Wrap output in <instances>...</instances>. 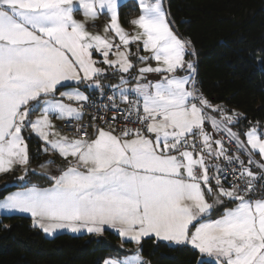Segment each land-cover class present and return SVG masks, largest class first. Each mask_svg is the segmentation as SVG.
<instances>
[{
	"label": "snow or ice",
	"instance_id": "1",
	"mask_svg": "<svg viewBox=\"0 0 264 264\" xmlns=\"http://www.w3.org/2000/svg\"><path fill=\"white\" fill-rule=\"evenodd\" d=\"M137 5L141 14L129 23L139 31L130 35L119 22L120 0H0V173L20 166L24 174L17 179L26 181L25 130L42 140L41 151L58 154L67 165L49 176L50 187L11 192L0 199V209L30 213L33 227L48 235L63 229L99 235L107 226L137 245L104 258L103 264H150L141 247L149 236L190 244L213 257V264H264V196L251 198L264 177V130L259 123L252 125L244 133L246 143L241 140L232 126L242 115L197 94L196 69L185 60L191 42L173 31L162 0H137ZM78 12L83 19L76 17ZM105 14L109 20L103 34L89 31V22L94 25ZM131 43L142 45L148 55H139L137 48L136 59L145 66L133 76L134 87H127L124 74L135 67L127 48ZM94 51L100 60L93 58ZM108 69L118 83L104 82ZM178 71L187 75L178 76ZM148 73L163 75L152 82ZM105 89L112 96L106 97ZM86 91L108 100L91 103L98 112L119 109L118 97L126 105L124 119L135 115L141 126H125L115 134L111 125L105 129L95 123L104 117L92 116L87 125L77 123L72 137L57 132L51 117L82 120L91 100ZM206 124L227 136L247 162L230 154ZM231 165L238 166V182L224 172ZM226 203L235 206L207 219Z\"/></svg>",
	"mask_w": 264,
	"mask_h": 264
},
{
	"label": "trees",
	"instance_id": "2",
	"mask_svg": "<svg viewBox=\"0 0 264 264\" xmlns=\"http://www.w3.org/2000/svg\"><path fill=\"white\" fill-rule=\"evenodd\" d=\"M165 5L176 31L191 42L202 94L212 104L242 115L232 126L241 140L252 125L264 127V0H165ZM138 12L134 0L122 2L119 8L126 26ZM113 79L112 73L107 74V80ZM25 136L30 166L49 159L66 166L58 154L41 151L43 143L36 135L25 130ZM17 177L16 171L0 176V199L22 186L52 183L49 176L31 169L27 182ZM136 247L111 229L98 236L68 232L46 236L33 227L28 215L0 214V264H103L104 258ZM141 247L150 264H213L188 244L174 245L150 236L143 238Z\"/></svg>",
	"mask_w": 264,
	"mask_h": 264
},
{
	"label": "rangeland",
	"instance_id": "3",
	"mask_svg": "<svg viewBox=\"0 0 264 264\" xmlns=\"http://www.w3.org/2000/svg\"><path fill=\"white\" fill-rule=\"evenodd\" d=\"M124 1H126V0H120L121 3L124 2ZM134 1L137 2V0H134ZM162 5H163V8H164V10H165V12H166V14H167L168 21H169L170 26L172 27L173 31H174V32L176 33V35H177L178 37H180L181 39H183V40H187L186 38L182 37V36L176 31V29L174 28V26H173V24H172V22H171V20H170V18H169V15H168V13H167V10H166L165 0H162ZM140 14H141V11H140V9H139V12H138L137 14L133 15V16L130 18V20L137 18ZM76 17H77L78 19H83L81 13H79V12L76 13ZM108 20H109L108 15H106V14H105V15H101V16L95 21V24H94V25H93L91 22H89L88 30H89V31H93V32H99L100 34H103L104 26H105V24H107ZM119 22H120L121 26H122V27H123V28H124V29H125L130 35H134V34H136L137 31H139L138 28H136L135 26H133V25L130 24V23H129V26H126L125 24H123L122 21H121V19H120V16H119ZM107 35L110 36V37H112V36H114V33L109 32ZM187 41H188V40H187ZM115 43H117V44L120 43V41H119L118 38L115 39ZM132 46H135L133 51H132ZM138 47L141 49V50L139 51V53H138L139 55H148L147 52H144V51L142 50V45H138L137 43H131V44H129V45L127 46L128 50H130V53H131L129 58L132 60L133 64L135 65V67L132 69V71H131L130 74H124V75H125V78L128 79V82H129L128 85H127V87H134L136 81L133 79V76L137 74V69H139L140 67L145 66L144 63L139 62V61L136 59L137 48H138ZM120 50H121V51H125L126 49H124L123 47H121ZM113 51H115V49H114ZM93 58L96 59V60H100V59H101V56L99 55V53H96V52L94 51V52H93ZM114 58H115L114 55H110V56H109V59H114ZM185 60H186V61H192L193 64H194V67H195V69H196V57H195L194 50H193L191 44L188 45V54L185 56ZM147 63H148V64H151V66H153V67L156 66V62H155L154 60H149ZM98 66L107 69V65L99 64ZM109 73H110V74L112 73V70H111V69H108V70H107V74H109ZM176 74H177L178 76H184V75H187V73L184 72V71H178ZM118 75H119V74H117V76H118ZM162 75H163L162 73H148V74H146V76H147V81L155 82V81L159 80V79L161 78ZM112 76H113V74H112ZM115 79H116V80H115ZM115 79H113V80H107V79H106V80H105V83L116 84V83H118V79H117V78H115ZM194 79L196 80V77H195V76H194ZM147 81H144V82H147ZM75 86H76L75 84H71V85H70V87H75ZM80 87H81V90H82V91H85V89L83 88V86H80ZM189 87H191V86H189ZM195 87H196V89H197V94L202 93L201 90H200V87H199L197 81H196V85H195ZM65 90H66L65 88H59V89H58V92H59V91H65ZM85 94H88V91H86ZM213 105H215V104H213ZM31 115H32V118H33V119H34L35 117L39 116V115H40V111H39V109H38L37 111L33 112ZM51 119H52V122H53V124H54V126H55V130H56L57 132L61 133L62 135L68 134V133H65V132L61 129V123H62L61 120H58L55 116L51 117ZM205 128H206V126H205ZM261 129L264 130V127H261ZM206 130L208 131L207 128H206ZM29 132H30V130H29ZM24 135H25V132H24ZM34 135H35V134H34ZM25 138H26V136H25ZM262 138H264V137H262ZM215 139H219V138L217 137V138H215ZM243 140H244L245 143H246V138H245V136H244ZM41 141H42V140H41ZM26 142H27V139H26ZM27 143H28V142H27ZM42 143H43V142H42ZM49 152L51 153L52 151H49ZM52 153H54V152H52ZM254 158H255L256 160H258V161L261 160V157H260V155H259L258 152L254 153ZM262 162H264V161H262ZM42 164L45 165V168H43V169L41 168V165H42ZM55 165H56L57 167H58V166H62L61 164H58V163H55ZM49 166H50V165H47V161H45V162H43V163H41V164H39V165H37V166H33V167L30 166V165L28 164L27 167H28L29 169L33 170V171H41L42 173L44 172V174H46L47 176L56 175V173L52 172V170L50 169ZM37 168H39V169L37 170ZM258 169H259V168H258ZM259 170H260V169H259ZM15 171H16L18 177H19L20 175H23V174H24V173H23V168L20 167V166H15V167L13 168V170L8 171V172H15ZM6 173H7V172H6ZM51 173H52V174H51ZM3 174H5V173H0V176H2ZM224 186L227 187L226 185H224ZM23 189H24V188L21 187L20 189H17V190L15 189V190H13V191H11V192L20 191V190H23ZM11 192H10V193H11ZM10 193H8V194H10ZM8 194H7V195H8ZM7 195H6V196H7ZM261 197H262V196H261ZM261 197H255V198H252V199H257V198H261ZM1 199H3V198H1ZM16 212H17V213H16ZM2 213H3V214H2ZM14 213H16V214H23V215H29V216H30V214L19 213L18 211H14ZM14 213L9 212V211L4 210V209H0V214H1V215H4V214H14ZM58 231H60V230H58ZM68 233H69V232H68ZM54 235H55V234H53L52 236H54ZM47 236H48V235H47ZM208 257H209V256H208ZM209 258H211V257H209Z\"/></svg>",
	"mask_w": 264,
	"mask_h": 264
},
{
	"label": "built area",
	"instance_id": "4",
	"mask_svg": "<svg viewBox=\"0 0 264 264\" xmlns=\"http://www.w3.org/2000/svg\"><path fill=\"white\" fill-rule=\"evenodd\" d=\"M105 96L110 97L112 96V92L108 89L105 90ZM95 102L96 104H108L107 99H99V93H97L95 96L91 97L90 103L86 104L84 107V116L85 118L80 120V121H62L61 123V129L68 134L75 135L76 133V125L77 123L80 124H85L87 125L88 121L92 116H98V117H104L103 120L98 119L95 121V123L99 127H107L111 125L113 128L116 129V133H119V130L122 129L123 127H140L141 125L138 123L136 120L135 115L129 117L127 120L124 119V112L123 109L126 107V105L119 103V99L117 97V103L119 104V109H103L101 111H97L95 107L90 106L92 102ZM112 116H117L118 119H110ZM107 121V123H105ZM148 135L147 133H145ZM224 136V135H223ZM225 142L227 144V148H229L230 154H239L241 155L242 159H245V162H247V156L245 153H237L236 152V145L234 143L229 142L227 136H224ZM222 165L226 164V162L221 161L220 162ZM233 168H237V171L234 172L232 171ZM259 170V169H258ZM224 172L226 173L228 180L231 182H238V166L237 165H231V166H225L224 167ZM261 170L257 171L256 174L259 175ZM227 187L230 185L228 183H225ZM264 188V177H261L260 181L258 183H255V191L256 195L252 196L251 198L255 197H261L262 194V189Z\"/></svg>",
	"mask_w": 264,
	"mask_h": 264
},
{
	"label": "crops",
	"instance_id": "5",
	"mask_svg": "<svg viewBox=\"0 0 264 264\" xmlns=\"http://www.w3.org/2000/svg\"><path fill=\"white\" fill-rule=\"evenodd\" d=\"M88 95H89V93H88ZM85 118V116L83 115V118L82 119H84ZM62 122V121H61ZM105 129H107V127H104ZM208 129V132H210L211 134H212V136H213V138L215 139V138H219V139H223L224 140V142H225V138H224V136H223V134H221V133H217V132H215L212 128H211V126H209V128H207ZM93 131H94V129H93ZM115 134H118V133H115ZM66 136H69V137H72V136H74V135H71V134H65ZM225 146L227 147V144H226V142H225ZM247 156V155H246ZM71 159V158H70ZM73 163H75V161L73 160ZM67 166V165H66ZM65 166V167H66ZM50 167V169L52 170V172H54V173H56V175H59V170H58V167L55 165V164H53V165H50L49 166ZM256 169H255V168ZM39 168H37V170H38ZM251 170L254 172V173H256L257 171H259L258 170V168L255 166V165H252L251 166ZM213 171H214V169H213ZM36 172H38V173H41V174H44V172L42 173L41 171H36ZM52 174V173H51ZM46 175V174H45ZM32 185H35V184H30V185H26V186H22L23 188H26V187H31ZM37 187H41V188H46V187H50L51 186V184L50 185H47V186H38V185H36ZM21 187H19V188H17V189H20ZM16 189V190H17ZM211 202V201H210ZM235 205H234V203H230L229 204V206H227V207H234ZM227 207H225V208H227ZM225 208L220 212V213H215V215H213V212L207 217V219H216V218H218L222 213H223V211L225 210ZM9 212H12V213H14V211H9ZM19 212V211H18ZM17 213V212H16ZM19 213H24V212H19ZM3 214V213H2ZM26 214H30V213H26ZM29 216V215H28ZM30 217H31V214H30ZM32 218V217H31ZM106 229H110V228H108L107 226H105V230ZM104 230V231H105ZM111 230H113V229H111ZM194 230V229H193ZM113 231H115V230H113ZM63 232H69V233H73V234H89V233H87V231L86 230H82L81 232H79V233H74V232H71V231H69V230H67V229H63V230H60V231H57V232H55L54 234L56 235V234H58V233H63ZM44 233V232H43ZM104 233V232H103ZM102 233V234H103ZM118 233V232H117ZM46 236L48 235V234H46V233H44ZM102 234H99V235H102ZM53 235V234H52ZM52 235H48V236H52ZM90 235H95V236H98V234H95V233H92V234H90ZM150 237V236H149ZM154 237V236H153ZM146 238V237H145ZM123 240V239H122ZM123 241H125V240H123ZM169 243H171V242H169ZM171 244H174V245H178V244H175V243H171ZM188 245H190V244H188ZM190 246H192V245H190ZM193 247V246H192ZM199 251V250H198ZM202 254V253H201ZM202 256H203V258L204 259H208V260H210V261H212V262H214V258L213 257H211V258H209L206 254H202ZM144 259H145V257L144 256H142Z\"/></svg>",
	"mask_w": 264,
	"mask_h": 264
},
{
	"label": "water",
	"instance_id": "6",
	"mask_svg": "<svg viewBox=\"0 0 264 264\" xmlns=\"http://www.w3.org/2000/svg\"><path fill=\"white\" fill-rule=\"evenodd\" d=\"M229 204L230 203H226L225 205L218 207V209L215 210L214 212L215 213H220L225 207L229 206Z\"/></svg>",
	"mask_w": 264,
	"mask_h": 264
}]
</instances>
